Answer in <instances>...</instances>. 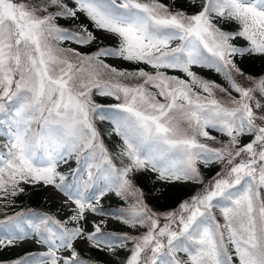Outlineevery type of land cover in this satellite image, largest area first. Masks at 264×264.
<instances>
[{
    "label": "snow or ice",
    "instance_id": "snow-or-ice-1",
    "mask_svg": "<svg viewBox=\"0 0 264 264\" xmlns=\"http://www.w3.org/2000/svg\"><path fill=\"white\" fill-rule=\"evenodd\" d=\"M0 264H264V0H0Z\"/></svg>",
    "mask_w": 264,
    "mask_h": 264
},
{
    "label": "trees",
    "instance_id": "trees-1",
    "mask_svg": "<svg viewBox=\"0 0 264 264\" xmlns=\"http://www.w3.org/2000/svg\"><path fill=\"white\" fill-rule=\"evenodd\" d=\"M260 71H261V65L259 63H255L253 72H260ZM108 142L110 144L112 143L111 141H108ZM21 199L24 200L25 203L32 204V205H36L39 203V200L35 199L34 197H32L31 199H26L22 197ZM163 203H168V201H163Z\"/></svg>",
    "mask_w": 264,
    "mask_h": 264
},
{
    "label": "rangeland",
    "instance_id": "rangeland-1",
    "mask_svg": "<svg viewBox=\"0 0 264 264\" xmlns=\"http://www.w3.org/2000/svg\"><path fill=\"white\" fill-rule=\"evenodd\" d=\"M165 2H168V0H165ZM255 63H259V62H254L250 65H248L247 67L249 68L250 71H253V68H254V65ZM207 75V74H206ZM215 79H219L218 77H213ZM35 199L39 200V197L38 196H34ZM15 253L12 252V253H7L6 255H14ZM102 259H107L106 257H101Z\"/></svg>",
    "mask_w": 264,
    "mask_h": 264
}]
</instances>
